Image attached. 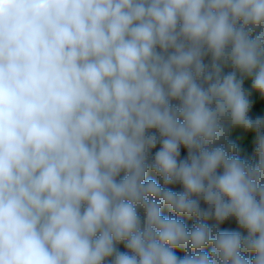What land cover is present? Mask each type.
Instances as JSON below:
<instances>
[{
	"label": "clouds",
	"instance_id": "9594fccd",
	"mask_svg": "<svg viewBox=\"0 0 264 264\" xmlns=\"http://www.w3.org/2000/svg\"><path fill=\"white\" fill-rule=\"evenodd\" d=\"M253 93L264 0H0V264H264Z\"/></svg>",
	"mask_w": 264,
	"mask_h": 264
},
{
	"label": "trees",
	"instance_id": "16d2710c",
	"mask_svg": "<svg viewBox=\"0 0 264 264\" xmlns=\"http://www.w3.org/2000/svg\"><path fill=\"white\" fill-rule=\"evenodd\" d=\"M245 87L246 88L250 87V81L245 82ZM251 115L253 117L264 116V98H261L258 93H253V107H252ZM250 138H255V135L253 133L245 132V131H242V133L239 135L236 133H232V132L229 135V139L234 141L238 145L239 155L241 156V158L249 159V160L255 158V148H256V143H246L250 140ZM186 155H187V150L184 148H181V157L184 158L186 157ZM148 178H155L159 180V177H156L155 174L152 172L148 174ZM169 187L173 191H177V192L182 190L181 185H170ZM163 214L164 215L169 214L167 208L163 210ZM181 219H184L189 229L193 226L195 222V218L188 219L187 217H181ZM220 227H221V230H225V229L237 230L238 229V225L236 224L234 220L225 222ZM120 249L121 251L125 250L123 245H120ZM175 251H176L177 256L179 257H183L185 255V252L183 249H176ZM252 256H254V254H250V259L252 258Z\"/></svg>",
	"mask_w": 264,
	"mask_h": 264
},
{
	"label": "rangeland",
	"instance_id": "374dc122",
	"mask_svg": "<svg viewBox=\"0 0 264 264\" xmlns=\"http://www.w3.org/2000/svg\"><path fill=\"white\" fill-rule=\"evenodd\" d=\"M243 130L241 129H233L231 132L236 134H241ZM246 143H256L255 138H250V140Z\"/></svg>",
	"mask_w": 264,
	"mask_h": 264
}]
</instances>
